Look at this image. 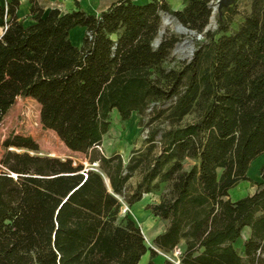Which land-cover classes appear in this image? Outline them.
<instances>
[{"label":"trees","instance_id":"16d2710c","mask_svg":"<svg viewBox=\"0 0 264 264\" xmlns=\"http://www.w3.org/2000/svg\"><path fill=\"white\" fill-rule=\"evenodd\" d=\"M30 1V25L17 16L20 0L0 6V124L18 97H30L42 125L89 166L39 155L30 136L0 143V264H140L144 234L120 212L151 193L159 201L147 209L167 226L147 264L182 242L181 264H264V164L253 194L229 198L264 155V0L232 33L231 6L218 31L206 30L217 0H181L180 10L168 0H116L98 14L77 3L47 15ZM162 13L204 37L178 68L165 63L179 36L154 45ZM77 27L80 47L70 37ZM150 107L145 147L128 162L105 155L111 113L126 122Z\"/></svg>","mask_w":264,"mask_h":264},{"label":"rangeland","instance_id":"374dc122","mask_svg":"<svg viewBox=\"0 0 264 264\" xmlns=\"http://www.w3.org/2000/svg\"><path fill=\"white\" fill-rule=\"evenodd\" d=\"M74 1V0H73ZM99 2L101 0H98ZM102 5L95 3V10L99 11L108 5V0H102ZM218 1V0H217ZM217 1L212 2L213 4V14L210 19V23L206 30L218 31V21L217 17L221 10L218 7ZM253 0H233L231 7L234 8L233 12H226L225 16L229 18L230 14L232 19L228 25V33H232L239 28V25L244 21L246 15L251 11V3ZM172 8H175V2L178 0H168ZM93 0L90 4L92 5ZM74 4V3H73ZM65 11H68L67 9ZM81 29L80 27L76 28ZM175 34L181 38V41L176 44L171 52L170 57L165 63L168 68H178L180 62L184 60H189L193 56L195 51V39L203 40L202 35L196 33H191L186 28L182 27L180 22L169 13H162V26L160 32L154 42L157 47V43L160 42L164 35ZM222 33H218L220 36ZM71 36V35H70ZM74 36V34H73ZM74 40V38H73ZM169 104H164L161 107H167ZM152 112V107H150L143 116H139L137 113H133L130 120L124 122L120 119L117 111L111 113V126L109 131L104 135L100 149L102 152L110 156L114 153H120L125 162H128L132 155L133 149H142L145 147V139L148 135L149 126L148 122L150 119V113ZM134 116V117H133ZM189 117L187 120H191ZM134 120V121H133ZM132 123V124H131ZM133 126V128H132ZM132 131V133H131ZM131 133V134H129ZM12 134H20L32 137L39 145V155L56 157L60 159L71 158L76 162L83 163L86 167L89 166L85 155L79 152H73L66 147V145L61 141L56 132L53 130L45 128L41 123L40 118V105L36 100L30 97H18L15 104L9 110L2 123L0 124V143ZM264 164V155L257 158L251 165L249 170V178L251 181H245L243 184L231 189V195L234 197L252 194L256 191L257 186L254 182L260 181V170ZM192 162L185 163V168H189ZM140 176H135L131 179V187H135L140 181ZM165 186L161 187L160 191H163ZM156 194V193H154ZM149 198V203L159 201V194ZM141 203V202H140ZM140 212L137 209L129 207L126 203H123L120 216H129L132 218L138 227L141 228L145 243L149 251L141 259L140 264H147L151 260L150 249L156 248L154 245L155 235L164 229L165 221L159 220L152 214H149L145 204H140ZM145 209V210H144ZM166 228V227H165ZM158 256L154 259L157 264H164L166 261H172L176 264L180 263V256L183 252L182 243L171 252H163L156 249Z\"/></svg>","mask_w":264,"mask_h":264},{"label":"crops","instance_id":"0c3cea01","mask_svg":"<svg viewBox=\"0 0 264 264\" xmlns=\"http://www.w3.org/2000/svg\"><path fill=\"white\" fill-rule=\"evenodd\" d=\"M13 0H0V6H6L8 5L9 3H11ZM116 0H108V5L99 10V11H96L94 8H95V3L97 2L99 5H102L103 1L101 0L100 2L98 0H93V3L92 5L90 4V0H37L38 4L40 5L41 8L44 9V15H47L52 9H60L62 12H68V11H72V10H75L77 8V3H79L80 7L82 9H84L87 13H90V14H98L102 11H105L107 10ZM136 3L138 4H145V3H148L150 0H134ZM92 2V0H91ZM171 2V0H170ZM74 3V4H73ZM172 3V2H171ZM175 9L176 10H180L183 8V3L181 0H178V2H175ZM31 7H32V3L30 0H20V6L17 10V16L19 18V20H22L24 21L25 25H30L34 22V20L32 19L33 16H32V13H31ZM68 10V11H65V10ZM4 30H5V27L2 25V20H0V38L2 37L3 33H4ZM84 33H85V29L84 28H81L79 30H77L76 28L73 29L70 33V37H71V40L72 42L74 43V45L76 46H81L82 45V41H83V36H84ZM74 34V36H73ZM74 38V40H73ZM249 176V174H248ZM245 182V181H244ZM242 182V184L244 183ZM241 184V183H240ZM253 194V193H252ZM147 194H145L143 196V198L146 196ZM157 194H154V193H151V194H148L149 198H151V196H153V199H156L154 196H156ZM249 195V194H248ZM246 196V195H243V197ZM229 198L233 201L239 199V198H242L241 196H238V197H234L231 195V190L229 192ZM158 201H155L153 203H156ZM139 203H136L135 205H133L132 207L135 209H137V212L139 213L140 212V207H139ZM149 204L151 203H147L145 204L144 207H147ZM145 210V209H144ZM149 214L150 211H149ZM165 227H166V224H164V229H162L161 231H159L156 235L158 236L159 234L163 233V231L165 230ZM155 239V238H154ZM184 245V242H182V246Z\"/></svg>","mask_w":264,"mask_h":264},{"label":"water","instance_id":"95a60500","mask_svg":"<svg viewBox=\"0 0 264 264\" xmlns=\"http://www.w3.org/2000/svg\"><path fill=\"white\" fill-rule=\"evenodd\" d=\"M232 2H233V0H218V1H217V4H218V7L220 8V10H222L223 7H228V6H230ZM182 27H184V26L182 25ZM184 28H185V27H184ZM186 30H188V31L191 32V33H195V32H193V31H190V30L187 29V28H186ZM159 43H160V42H158L157 45H158ZM94 165L96 166L97 164H94Z\"/></svg>","mask_w":264,"mask_h":264},{"label":"bare ground","instance_id":"6f19581e","mask_svg":"<svg viewBox=\"0 0 264 264\" xmlns=\"http://www.w3.org/2000/svg\"><path fill=\"white\" fill-rule=\"evenodd\" d=\"M134 117V116H133ZM132 120V119H131ZM134 121V120H133ZM132 124V123H131ZM132 128H133V126H132ZM134 129V128H133ZM131 133H132V131H131ZM131 133H129V134H131ZM149 196H148V194L140 201L141 203L140 204H145V203H147V202H149Z\"/></svg>","mask_w":264,"mask_h":264}]
</instances>
